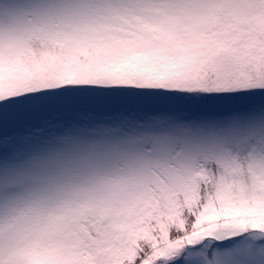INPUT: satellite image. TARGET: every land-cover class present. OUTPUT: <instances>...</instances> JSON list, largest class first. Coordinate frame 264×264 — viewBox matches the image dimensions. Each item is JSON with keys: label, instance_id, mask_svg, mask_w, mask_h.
Listing matches in <instances>:
<instances>
[{"label": "snow or ice", "instance_id": "1", "mask_svg": "<svg viewBox=\"0 0 264 264\" xmlns=\"http://www.w3.org/2000/svg\"><path fill=\"white\" fill-rule=\"evenodd\" d=\"M0 264H264V0H0Z\"/></svg>", "mask_w": 264, "mask_h": 264}]
</instances>
